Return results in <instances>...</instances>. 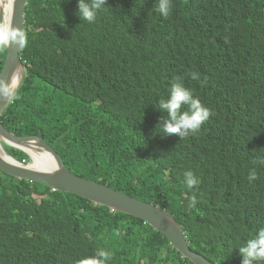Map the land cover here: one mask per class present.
I'll return each mask as SVG.
<instances>
[{
	"label": "trees",
	"instance_id": "obj_1",
	"mask_svg": "<svg viewBox=\"0 0 264 264\" xmlns=\"http://www.w3.org/2000/svg\"><path fill=\"white\" fill-rule=\"evenodd\" d=\"M23 34L26 73L4 126L167 209L216 264H242L239 248L264 228V0H171L167 17L158 0H106L93 22L77 0H28ZM177 78L211 110L187 137L162 130ZM100 250L106 264H194L140 217L0 170V264H78Z\"/></svg>",
	"mask_w": 264,
	"mask_h": 264
},
{
	"label": "water",
	"instance_id": "obj_2",
	"mask_svg": "<svg viewBox=\"0 0 264 264\" xmlns=\"http://www.w3.org/2000/svg\"><path fill=\"white\" fill-rule=\"evenodd\" d=\"M27 3L28 0H12L9 12L0 5V26L8 25L23 33ZM6 48L7 55L0 72V89L8 88L10 92L7 96L0 95V150L2 149L14 162L0 153V170L20 179L46 184L54 190L77 194L95 204L108 206L114 211L140 217L163 233L182 256L190 259L194 264H216L190 246L183 226L167 209L115 189L107 183L76 174L68 168L62 155L44 137L37 134L19 135L4 126L2 115L7 106L13 102L26 73V64L21 56L22 44H10ZM18 70L22 73L21 79L13 85L12 77ZM4 144L23 151L29 156L30 161L22 162L16 159L4 148ZM33 149L50 154L53 163L46 161L44 168L35 167L33 165L35 159L30 152Z\"/></svg>",
	"mask_w": 264,
	"mask_h": 264
},
{
	"label": "clouds",
	"instance_id": "obj_3",
	"mask_svg": "<svg viewBox=\"0 0 264 264\" xmlns=\"http://www.w3.org/2000/svg\"><path fill=\"white\" fill-rule=\"evenodd\" d=\"M105 3L106 0H91L90 3L89 0H77L78 15L82 20L93 22L98 11ZM170 8L171 0H158V11L164 17L169 15ZM23 43H25V37L22 32L14 30L8 25L0 26V47ZM191 76L194 80L199 78L198 73H192ZM9 92L8 88L0 89V95L7 96ZM182 105H188V111L181 112ZM159 108L166 110L168 113V119L164 121L162 126L163 132L166 134H179L181 137H187L191 133L199 131L202 124L211 115V110L205 107L198 98L194 97L193 92L185 87L179 78L172 84L170 98L167 101H161ZM5 146L11 147L7 144H4V148ZM184 176L186 186L189 189L198 183L192 172H186ZM248 179L249 181L256 179L255 170L251 171ZM239 252L243 257L242 264H252L254 260L264 261V228L256 236L249 239L244 246L240 247ZM110 258L111 254L108 251L100 250L95 256L81 259L78 264H106Z\"/></svg>",
	"mask_w": 264,
	"mask_h": 264
},
{
	"label": "bare ground",
	"instance_id": "obj_4",
	"mask_svg": "<svg viewBox=\"0 0 264 264\" xmlns=\"http://www.w3.org/2000/svg\"><path fill=\"white\" fill-rule=\"evenodd\" d=\"M0 5H3L7 10L8 12L10 11L11 9V5H12V0H0ZM21 76H22V73L20 70L16 71L12 77V82L11 84H16L20 79H21ZM10 89H12V87L10 86ZM30 152L32 153L35 161L33 162L34 166L35 167H38V168H44V163L47 161L49 163H53V159L51 157L50 154L48 153H41V152H38L37 150L33 149V150H30ZM0 153L3 157L9 159L10 161L14 162V160L12 158H10L2 149L0 150Z\"/></svg>",
	"mask_w": 264,
	"mask_h": 264
},
{
	"label": "rangeland",
	"instance_id": "obj_5",
	"mask_svg": "<svg viewBox=\"0 0 264 264\" xmlns=\"http://www.w3.org/2000/svg\"><path fill=\"white\" fill-rule=\"evenodd\" d=\"M29 161H30V160H29ZM29 161H28V162H29Z\"/></svg>",
	"mask_w": 264,
	"mask_h": 264
}]
</instances>
